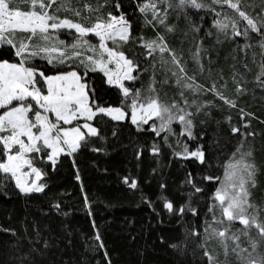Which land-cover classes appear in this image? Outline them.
Segmentation results:
<instances>
[{
  "label": "trees",
  "instance_id": "1",
  "mask_svg": "<svg viewBox=\"0 0 264 264\" xmlns=\"http://www.w3.org/2000/svg\"><path fill=\"white\" fill-rule=\"evenodd\" d=\"M148 2L58 0L52 10L61 4L78 10L79 17L64 7L55 14L85 26L98 16L107 19L109 12L125 16L131 38L120 50L140 66L133 73L138 78L126 81V86L139 90L142 96L154 94L165 105L179 103L192 113L197 139L180 136L178 124L172 125L175 134H167L165 141L162 137L166 134L157 137L150 130L139 131L130 120L98 117L99 123H93L101 130L99 137L89 139L71 156L60 155L54 167L50 162H37L36 166L47 173L41 180L46 185L43 192L24 194L14 181L0 174V264H209L205 251L214 257V264L220 263L223 256L215 242L219 238L209 239L204 231L212 221L209 207L218 182L205 177H221L223 165L241 143L242 151H252L250 161L256 166L255 187L249 185L250 203L264 216V35L250 31L248 37L235 36L231 23L235 21L242 31L246 21L227 5L212 0H197L204 5L201 8L181 5L178 0H155L163 23L151 11L140 10ZM17 6L29 9L27 3ZM225 12L231 20L222 31L216 22L223 21ZM24 35L17 33L18 37ZM56 35L68 44L75 38L74 33L65 31ZM158 37H163L175 53L183 73L169 51L161 53L157 48L149 55L143 45L159 43ZM86 38L97 44L93 36ZM109 47L113 45L109 43ZM12 52L8 46H0V59L14 62ZM89 53L84 50V55ZM33 63L47 75L70 70L43 59ZM185 76L193 79L177 83ZM189 82L200 89L183 86ZM89 83L95 88L98 103L121 106L124 102L120 90L109 86L101 72L89 73ZM213 85L215 91H209ZM153 87L155 92L151 93ZM238 87L242 91L238 92ZM216 92L236 106L226 104ZM245 124L249 127L244 128ZM233 127L253 135L242 138L240 133H232ZM178 141L187 143L190 151L202 146L205 163L177 156L183 151ZM154 144L159 148L155 155ZM189 174L203 192H195L187 183ZM125 177L129 182L135 180L137 187L130 188ZM166 202L173 203V211L164 207ZM184 206L195 209L198 215L176 211ZM243 230L234 224L231 228L237 234ZM97 233L103 248L95 239ZM258 241L263 248L264 238Z\"/></svg>",
  "mask_w": 264,
  "mask_h": 264
},
{
  "label": "snow or ice",
  "instance_id": "2",
  "mask_svg": "<svg viewBox=\"0 0 264 264\" xmlns=\"http://www.w3.org/2000/svg\"><path fill=\"white\" fill-rule=\"evenodd\" d=\"M66 2L70 3V0ZM20 3H27L29 9L22 10L17 6ZM57 3L58 0H0V46L12 49L16 58L14 62L0 59V174H3V179L14 181L15 187L24 194L43 192L46 185L37 182L47 173L36 166L37 162H50L54 167L60 155L71 156L89 139L99 137L101 130L93 123H99L98 117H108L113 121L130 120L139 131L150 130L157 137H161L162 133L166 134L162 137L165 141L167 134H175L172 125L177 123L181 125L180 136L189 141L197 139V134L193 131V121L190 119L192 113L186 112L179 103L165 105L154 94L142 96L139 90L133 91L126 86V81H135L138 78L133 73L138 72L140 66L120 50L122 44L131 38L130 24L125 16L109 12L107 19L98 16L93 24L85 26L67 17L57 16L55 12L64 7L61 4L52 10V6ZM179 3L190 4L195 8L204 7L197 0H179ZM212 3L227 5L246 21L242 31L238 30L235 21L231 23L235 36L248 37L250 31L264 35V9L254 18L242 9L241 0H212ZM115 7L119 9L120 5ZM64 10L73 11L75 16H80L78 10L70 7H64ZM140 10L151 11L153 17L163 23L155 0H149ZM216 26L222 31L229 27L223 21H217ZM62 29L75 31L72 43L68 44L56 35ZM17 33L26 35L18 37ZM88 36L98 38L99 43H91L86 38ZM158 41L159 43L147 42L143 46L149 49V55L157 48L161 53L169 51L173 63L183 73V66L175 53L167 48L163 37H158ZM109 42L113 47L108 46ZM84 50L92 54L85 56ZM38 59L45 60L49 65L67 66L70 70L47 75L33 63ZM97 71L103 73L109 86L120 90L124 98L121 106H104L98 103L95 88L89 83V73ZM180 79L193 78L181 77L177 83H180ZM183 86L196 91L201 87L190 83ZM149 91L154 93V87ZM209 91H215V85ZM237 91L242 89L238 87ZM216 95L231 107L236 106L234 101L228 100L219 92ZM243 127L247 128L249 125L245 124ZM231 131L233 134L240 133L242 138L253 135L241 132L236 127ZM178 144H181L183 151L176 153L177 156L205 163L202 146L197 145L190 151L187 143L178 141ZM242 149L243 143L223 165L221 177H205L208 181L218 182V187L212 195L213 204L209 207L212 221L204 231L209 239H220L226 256L227 242L232 240L235 247L231 251L239 264H264V255L257 252L258 242L249 236V230L254 226L264 238V222L253 214L256 206L250 203L249 185L255 187L256 166L250 161L252 151ZM152 152L154 155L159 153L155 144ZM124 182L132 189L137 187L135 180L129 182L125 177ZM187 183L192 184L195 192H203L193 182L191 174ZM85 201L87 203V197ZM55 207L59 209L60 206L57 204ZM164 207L169 211L174 210L172 202H166ZM185 210L198 215L195 209L188 206L180 207L176 211L183 214ZM217 210L219 216L216 215ZM234 222L244 226L240 234L231 231ZM241 235L249 238V248L241 246ZM95 239L99 242V247L103 248L99 233ZM204 255L209 264H214V257L210 253L205 251Z\"/></svg>",
  "mask_w": 264,
  "mask_h": 264
},
{
  "label": "rangeland",
  "instance_id": "3",
  "mask_svg": "<svg viewBox=\"0 0 264 264\" xmlns=\"http://www.w3.org/2000/svg\"><path fill=\"white\" fill-rule=\"evenodd\" d=\"M179 1V0H178ZM233 2H235V0H233ZM241 7L243 10H245L249 15H251L252 17L256 18L258 17V15L261 13V10L264 9V0H241ZM214 11V10H213ZM231 20V15H229L227 12H225L223 14V22L225 23H228L230 22ZM60 31H65V32H68V33H74L75 34V31L74 30H60ZM59 31V32H60ZM89 37V36H88ZM94 37V36H93ZM96 40H97V44L99 43L98 41V38L94 37ZM111 43V42H109ZM109 46V44H108ZM90 55L92 53H89ZM87 56V55H85ZM110 67H113L112 65H110ZM103 74V73H102ZM106 79V77H105ZM190 84H193L192 82H189ZM195 85V84H193ZM174 124H177V123H174ZM179 125V124H178ZM181 126V125H180ZM37 183H41V180L38 181ZM35 193H41V192H35ZM264 213V212H262ZM254 215H257L258 216V219L261 221L263 218L264 220V216H260V213L259 212H253ZM262 220V222H264ZM236 227H244L243 225L239 224L238 222H234L233 223ZM232 224V225H233ZM254 229V231L256 232V228L253 226L250 230H249V236L251 237L252 240H255L257 239V242H258V248H257V252L260 254V255H264V245H263V248H260L259 245H260V242L258 241V239H262L261 236L259 235L258 233V230L256 233H254V231L252 230ZM256 229V230H255ZM234 233V232H233ZM216 244L218 245V250L220 252V255L223 256V259L222 261L218 264H239V261L237 260L236 256L232 253L231 249L233 247H235L234 243L232 240H228V254L227 256L225 255V249H224V246L223 244L221 243L220 239H217L216 241ZM240 244L242 247L244 248H249V238L248 237H245L243 235L240 236Z\"/></svg>",
  "mask_w": 264,
  "mask_h": 264
}]
</instances>
